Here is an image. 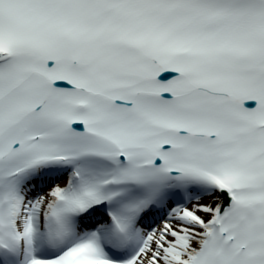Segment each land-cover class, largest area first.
Returning <instances> with one entry per match:
<instances>
[{
    "label": "snow or ice",
    "instance_id": "snow-or-ice-1",
    "mask_svg": "<svg viewBox=\"0 0 264 264\" xmlns=\"http://www.w3.org/2000/svg\"><path fill=\"white\" fill-rule=\"evenodd\" d=\"M0 264H264V0H0Z\"/></svg>",
    "mask_w": 264,
    "mask_h": 264
}]
</instances>
